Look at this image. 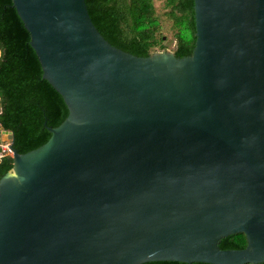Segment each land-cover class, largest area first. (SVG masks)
I'll return each instance as SVG.
<instances>
[{"label": "water", "instance_id": "95a60500", "mask_svg": "<svg viewBox=\"0 0 264 264\" xmlns=\"http://www.w3.org/2000/svg\"><path fill=\"white\" fill-rule=\"evenodd\" d=\"M12 4L68 112L24 153L0 127V264L263 263L264 0H193L182 57L110 44L85 0Z\"/></svg>", "mask_w": 264, "mask_h": 264}, {"label": "trees", "instance_id": "16d2710c", "mask_svg": "<svg viewBox=\"0 0 264 264\" xmlns=\"http://www.w3.org/2000/svg\"><path fill=\"white\" fill-rule=\"evenodd\" d=\"M85 4L93 24L110 44L138 56L166 48L153 0H85ZM165 6L175 29L173 52L176 57L189 55L195 40L193 0H165ZM29 39L12 0H0V127L12 130L13 147L19 153L43 144L50 136L47 127L57 126L68 112L61 95L42 77ZM11 166L10 155H1L0 177ZM245 243L244 234L237 233L222 237L218 246L242 248Z\"/></svg>", "mask_w": 264, "mask_h": 264}, {"label": "rangeland", "instance_id": "374dc122", "mask_svg": "<svg viewBox=\"0 0 264 264\" xmlns=\"http://www.w3.org/2000/svg\"><path fill=\"white\" fill-rule=\"evenodd\" d=\"M155 14L158 17L160 23V33L163 39V43L166 48L173 51L176 45L175 29L172 27V21L167 16V11L169 7L165 6V0H153ZM0 139L5 141L7 139L6 135L0 133Z\"/></svg>", "mask_w": 264, "mask_h": 264}, {"label": "built area", "instance_id": "2783aa9c", "mask_svg": "<svg viewBox=\"0 0 264 264\" xmlns=\"http://www.w3.org/2000/svg\"><path fill=\"white\" fill-rule=\"evenodd\" d=\"M7 142L0 139V156L1 155H9L10 150L8 149Z\"/></svg>", "mask_w": 264, "mask_h": 264}]
</instances>
